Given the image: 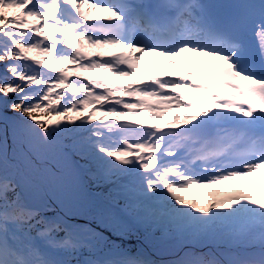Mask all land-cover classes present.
<instances>
[{
	"label": "snow or ice",
	"instance_id": "snow-or-ice-1",
	"mask_svg": "<svg viewBox=\"0 0 264 264\" xmlns=\"http://www.w3.org/2000/svg\"><path fill=\"white\" fill-rule=\"evenodd\" d=\"M250 26L264 37V0H0V264H154L81 215L195 241L170 264H264V195L250 194L264 187V44L246 45ZM85 177L107 194L92 199Z\"/></svg>",
	"mask_w": 264,
	"mask_h": 264
},
{
	"label": "trees",
	"instance_id": "trees-1",
	"mask_svg": "<svg viewBox=\"0 0 264 264\" xmlns=\"http://www.w3.org/2000/svg\"><path fill=\"white\" fill-rule=\"evenodd\" d=\"M12 14H13L12 12L9 13V15ZM38 58L42 60L46 59V57L42 54L39 55ZM2 73H3V66H0V74ZM2 115L6 116L9 120H17L21 118L18 112H13L10 110H3ZM97 115H99V113H97ZM66 142L71 143V140H67ZM85 181L88 185L87 190L92 195V198H94V195H97L100 198H102L104 195L107 194V188L95 187L94 182L87 177H85ZM49 214L52 215L54 213L50 212ZM80 217L83 218L85 216L81 215ZM80 219L81 218H78L74 222H78ZM104 230L109 232L107 226L104 227ZM108 234H109V238H108L109 243H114L118 246H121L131 251L133 254L140 252L149 260L154 262V264H158L161 259L171 260L173 258H177L179 255L182 254L180 250L181 247H183L184 251H187L188 248L195 243V241H183L176 247H171L170 245L175 242L168 238H163L162 233L160 231L146 232L143 228H132L130 231L121 232L119 235L112 232H109ZM161 239H164V243L162 245H158L155 243L157 240H161ZM215 245L217 244L213 241H205L204 243L199 244L196 250L203 252H209V251L215 252V249L213 248V246ZM159 253L164 254L163 257L158 256ZM85 255H87V253H85Z\"/></svg>",
	"mask_w": 264,
	"mask_h": 264
},
{
	"label": "rangeland",
	"instance_id": "rangeland-1",
	"mask_svg": "<svg viewBox=\"0 0 264 264\" xmlns=\"http://www.w3.org/2000/svg\"><path fill=\"white\" fill-rule=\"evenodd\" d=\"M53 35H59V34H53ZM110 51H113V52H115V51H118V49H111ZM194 54H192V53H186L184 56H183V58L185 59L184 60V64H183V66L181 67L180 66V70L181 71H184L185 70V67H186V63H187V61L189 60V58H191L192 56H193ZM46 57V56H45ZM46 59H47V57H46ZM160 59H163V58H159V57H152V60L151 61H158V60H160ZM64 67H70V66H67V65H65ZM145 74H147V73H143V75H145ZM85 75H87V74H85ZM94 79L95 78H98V77H93ZM108 120H110L111 118L109 117V118H107ZM124 119H128V118H124ZM0 125H2V122L0 121ZM262 175H264V173H262ZM209 190H204V189H196V190H194L193 192H191V193H189V194H186V195H191V196H202L204 193H206V192H208ZM232 193H221V195H231ZM250 194L251 195H253V196H255V197H257V198H259L261 195H264V187H262V188H260V191L259 192H257L255 189H251L250 190ZM92 199H100V197L99 196H97V195H94V198H92ZM53 201H54V203H53V206L56 208V210L58 211V212H60L61 211V207L58 205V202H55V197H53ZM79 218H81L78 222H76V223H79V224H85V225H87L88 227H90V228H92V229H95V231L97 232V233H100V234H102L103 235V237L108 241V238H109V232H112V233H116V234H120L121 232L120 231H116V230H114L113 228H112V226L110 225V224H99V226H98V224H97V222L96 221H93L92 220V218L90 217V216H85V217H79ZM107 226V228H108V231L109 232H107L106 230H104V227H106ZM205 242V241H204ZM203 242V243H204ZM210 243V242H209ZM216 244H218L219 242H215ZM216 247H217V245H215V246H213V248L215 249V251H216ZM221 250H223V246H221ZM138 253V252H137ZM140 253V252H139ZM163 255L164 254H162V253H159L158 254V256H162L163 257ZM178 258V257H177ZM177 258H173V259H171V260H164V259H161L160 261H159V263L158 264H170V262L171 261H173V260H176Z\"/></svg>",
	"mask_w": 264,
	"mask_h": 264
},
{
	"label": "bare ground",
	"instance_id": "bare-ground-1",
	"mask_svg": "<svg viewBox=\"0 0 264 264\" xmlns=\"http://www.w3.org/2000/svg\"><path fill=\"white\" fill-rule=\"evenodd\" d=\"M186 53H184V54H182V56L181 57H179V60L181 61V67L183 66V64H184V58H183V56L185 55ZM146 59L147 60H149V61H151L152 60V57H146ZM188 64H189V61H187V66H186V68H185V70H187V68H188ZM184 70V71H185ZM148 74V73H147ZM147 74H145V75H147Z\"/></svg>",
	"mask_w": 264,
	"mask_h": 264
}]
</instances>
